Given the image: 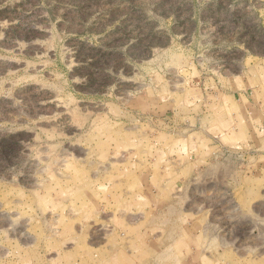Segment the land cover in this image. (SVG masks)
Segmentation results:
<instances>
[{
    "label": "rangeland",
    "instance_id": "rangeland-1",
    "mask_svg": "<svg viewBox=\"0 0 264 264\" xmlns=\"http://www.w3.org/2000/svg\"><path fill=\"white\" fill-rule=\"evenodd\" d=\"M0 264H264V0H0Z\"/></svg>",
    "mask_w": 264,
    "mask_h": 264
}]
</instances>
